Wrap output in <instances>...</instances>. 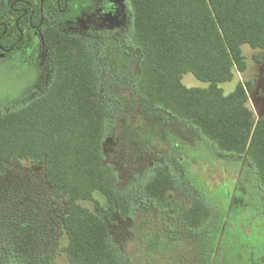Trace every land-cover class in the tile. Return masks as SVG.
I'll use <instances>...</instances> for the list:
<instances>
[{
	"label": "trees",
	"instance_id": "trees-1",
	"mask_svg": "<svg viewBox=\"0 0 264 264\" xmlns=\"http://www.w3.org/2000/svg\"><path fill=\"white\" fill-rule=\"evenodd\" d=\"M127 1L131 28L125 42L139 53L134 92L146 106L195 135L200 147L192 157L198 163L236 162L250 169L252 183L236 221L231 264H264V117L257 118L250 106L253 82L239 77L247 70L242 46L264 51V0ZM51 41L54 67L45 89L13 109L0 110V175L14 162L43 165L52 197L63 201L66 244L61 252L68 264H130L108 222L115 214L132 218L139 194L129 186L119 190V175L106 163L112 123L110 107L98 98L97 54L116 53L120 41L105 33ZM186 74L208 86L186 87ZM233 81L234 90L226 94L220 85ZM179 167H152L139 193L195 239L207 236L214 229L219 200L202 174L194 172L193 162L182 159ZM182 187L191 201L188 208L171 200V192ZM85 203H93L95 210ZM23 208L4 228L0 264H59L44 251V243L36 242L27 222L35 213ZM199 258L194 264H211Z\"/></svg>",
	"mask_w": 264,
	"mask_h": 264
},
{
	"label": "rangeland",
	"instance_id": "rangeland-1",
	"mask_svg": "<svg viewBox=\"0 0 264 264\" xmlns=\"http://www.w3.org/2000/svg\"><path fill=\"white\" fill-rule=\"evenodd\" d=\"M125 39H120L121 48L116 53L97 54L102 84L98 98L110 107L112 123L105 143L106 163L113 166L119 175V190L129 186L139 194L132 218L122 220L117 214L112 216L108 222L111 234L130 264H194L199 256L210 260L211 264H231L238 237L236 221L252 183L250 169L236 162L200 164L193 159L194 150L200 147L195 135L159 110L146 106L134 92L139 53ZM242 51L247 70L239 77L253 82L254 90L249 93L250 106L256 117L262 118L264 51L249 45H243ZM15 62L0 63L2 111L35 97L51 78L52 64L47 56L44 67L32 71L26 68L15 70ZM182 82L188 88L208 86L192 74L184 75ZM220 86L228 94L234 90L236 81ZM185 158L193 162L194 172L207 180L210 192L221 205L214 229L208 237L195 239L171 214L158 211L139 193L145 175L152 167L169 163L181 170L179 163ZM185 191L186 188L172 191L171 200L188 208L191 201ZM100 201L103 206L107 205L103 199ZM84 205L95 210L93 203ZM22 207L24 211L35 213L27 222L38 236L36 242L44 243V251L54 254L59 264H68L61 252L66 244L61 234L63 201L52 197L43 165L14 162L0 175V243L6 242L4 228L10 217Z\"/></svg>",
	"mask_w": 264,
	"mask_h": 264
},
{
	"label": "flooded vegetation",
	"instance_id": "flooded-vegetation-1",
	"mask_svg": "<svg viewBox=\"0 0 264 264\" xmlns=\"http://www.w3.org/2000/svg\"><path fill=\"white\" fill-rule=\"evenodd\" d=\"M130 28L127 0H0V63L16 60L15 70L32 71L42 69L47 56L53 69L52 37L105 33L117 42Z\"/></svg>",
	"mask_w": 264,
	"mask_h": 264
}]
</instances>
